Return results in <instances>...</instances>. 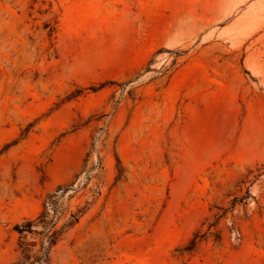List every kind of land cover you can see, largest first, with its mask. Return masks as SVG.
I'll list each match as a JSON object with an SVG mask.
<instances>
[{"label": "rangeland", "instance_id": "374dc122", "mask_svg": "<svg viewBox=\"0 0 264 264\" xmlns=\"http://www.w3.org/2000/svg\"><path fill=\"white\" fill-rule=\"evenodd\" d=\"M0 264H264V0H0Z\"/></svg>", "mask_w": 264, "mask_h": 264}, {"label": "trees", "instance_id": "16d2710c", "mask_svg": "<svg viewBox=\"0 0 264 264\" xmlns=\"http://www.w3.org/2000/svg\"><path fill=\"white\" fill-rule=\"evenodd\" d=\"M48 218H49L48 212H43L35 221H29L23 227L22 226L19 227L20 228V232L21 233H25L26 231L32 230V226L35 225V224H42L44 227L48 228V226H49ZM78 220H79V215L73 214L72 215V221L68 225L72 226ZM46 239H47V242L50 245H54L56 243V241H57V231L53 230V226L48 228V231H47V234H46ZM23 252H24L25 260H26L27 258H29V255H27L29 253V250L28 249H24Z\"/></svg>", "mask_w": 264, "mask_h": 264}]
</instances>
